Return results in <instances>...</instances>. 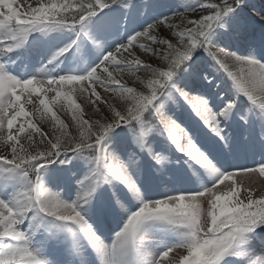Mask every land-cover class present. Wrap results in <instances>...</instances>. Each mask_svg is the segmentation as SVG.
I'll return each mask as SVG.
<instances>
[{"label":"rangeland","instance_id":"obj_1","mask_svg":"<svg viewBox=\"0 0 264 264\" xmlns=\"http://www.w3.org/2000/svg\"><path fill=\"white\" fill-rule=\"evenodd\" d=\"M27 1L35 13L30 15L23 10L7 14L3 10L0 31L4 36L11 32L28 34L31 43L22 54L27 58H39L42 67L53 71V76L45 84L47 87H37L44 102L36 106L37 114L14 121L9 130L0 132L5 137L16 129L12 138L0 143V184L8 190L10 198L6 204L0 202V210H4L0 215V264H28L25 258L36 246L42 251L49 245L62 249L68 236L65 219L60 218V214L65 205L71 204L70 196L78 198L82 206L94 208L97 203L108 200V195H120L112 175L120 173L129 180L124 185L131 186L132 179L138 181L143 171L150 174L154 167L158 173L176 169L181 173V168L192 167L185 157L191 154L190 147L196 137L208 139L215 149L224 145L230 134H226L225 126L219 127L220 120L211 118V111L206 113L210 117L208 120H200L199 133H189L179 123L180 132L174 134L172 143L168 146L161 142L167 130L160 127L166 120L161 113L166 107L180 109L177 102V93L181 91L179 81L192 71L195 79L206 85L214 97L220 95L222 83L212 76L221 77V82L228 85L233 95V100L228 95L218 97L224 104L221 112L227 123L239 122L238 111H245L254 117L248 124L256 128V136L262 135L264 82L258 83L251 77L259 71L247 69L246 63L227 64L219 54L227 51V46L218 44L217 39L223 38L230 43V38L235 37V48L239 51L247 48L245 56L249 61L262 64L264 0H90L89 4L83 0ZM95 9L98 10L93 11ZM68 16L73 18L71 22L62 21ZM117 19V23L122 19L127 20L124 24L130 22L119 29L122 33L117 37L121 39L118 43L121 48L109 56L108 52L102 55L104 47L116 39L110 36L117 28L112 33L106 27ZM240 29L249 37L237 34L236 30ZM40 33L50 34L49 47L44 54L37 55L34 51L38 49L31 45L36 43L34 38ZM239 39L246 43L242 45ZM198 62L200 66H194ZM9 67L11 72L6 76L0 68V99L13 91L18 78L16 73L29 79L26 67L14 61H9ZM140 67L155 71L144 75ZM124 86L133 91V108L128 110L142 109L139 114L131 119H127L130 114L119 117L118 123L105 133V140L97 144L80 146L71 152L57 151L58 161L43 160L54 149L36 133L41 131V123L48 117L47 122L52 126L62 122L61 116L71 118L69 93H76L74 102L79 104L74 107L91 119L100 112L99 108L117 101L120 98L118 88ZM243 95L257 101L258 106L252 107ZM182 134H187V141ZM31 138L34 139L30 141ZM148 141L151 142L146 145ZM21 142L27 148L23 149ZM158 143L164 145L159 149ZM167 146L169 154L163 156L162 151ZM157 149L161 152H156ZM142 150L148 157L141 154ZM259 165L264 169V161ZM256 177L253 185L264 186V176L257 174ZM188 195L187 190L178 189L174 196L176 204L182 199L189 200ZM199 196L196 203L168 209L147 210L142 203L132 206L134 210L127 222L132 247L138 250L142 244L137 241L148 239L147 233L151 232L180 240L181 248L186 249L182 259L173 260L172 264H220L226 259L233 264L256 263L257 256L247 262L232 252L243 243L242 239L257 234L243 231L264 226V222L256 223L264 220V192L247 197L231 193L229 197L211 201ZM0 199L3 200L1 196ZM148 202L154 201H144ZM25 233L32 234L36 241L27 243ZM161 237L148 242L150 256H154V250L163 244ZM128 247L123 239H113L111 250L103 243V251H107L108 256L124 258V264H138ZM171 250L174 256L180 252L176 247ZM188 258L190 263H185ZM144 264L152 263L148 260Z\"/></svg>","mask_w":264,"mask_h":264},{"label":"bare ground","instance_id":"obj_2","mask_svg":"<svg viewBox=\"0 0 264 264\" xmlns=\"http://www.w3.org/2000/svg\"><path fill=\"white\" fill-rule=\"evenodd\" d=\"M26 1L23 2L22 0H0V14L3 12V10H5L7 14L19 13L23 10L28 12L30 15L34 14L35 10L32 8L31 4ZM247 6L249 7L250 5L248 4ZM253 17H256L255 14H253ZM13 25L17 27L18 24ZM243 27H245V25ZM236 32L237 34L244 36V38L249 37V35H247L241 29L236 30ZM11 33L12 34L10 35L4 36L0 31L1 72L4 73V76L9 74L11 72L9 61H14L16 64H18V66L26 67L30 74L28 75L29 79H26L25 77L21 76L22 74L19 75L16 73V76L18 78L15 81L13 91L11 93H7V97H5V99H0V132L3 129L9 130L8 128L14 121L23 118H30L31 115L37 114L35 113L36 106L39 104V102L44 103L40 97V92L37 87H47L45 84L47 82H50L53 76V71H46L42 67L39 58H27L22 54V52H24V50L27 49L29 47L28 45L31 43V39H29L28 34H21L18 32ZM120 40V37H116V39H114L110 44H107L102 51V55H106L108 52L107 56H109L114 51L121 48V46L118 45V43L121 42ZM217 42L220 45L227 46V51L222 50L219 52L221 58L224 59L227 64L246 63L247 69L254 68L255 70L259 71L258 74H251L252 79L258 83L264 82V62H262V64L251 63L249 61V57L245 56V53L247 54V48H244L240 51L235 48V37L230 38V43L232 45L228 42V40L225 41L223 38H218ZM239 42L242 45L244 44L243 39H239ZM32 45L34 44L32 43ZM45 49L46 48H42L37 55L44 54ZM238 53L240 54V56L236 57ZM199 64V62L195 63L194 66H200ZM192 74L193 71L186 75L185 78H183L181 81H179L181 83V91L177 93V102L180 106V109L175 107H166V111H163L161 113L162 116H166V120L163 122V126L160 125V127L167 128V130L164 131V136L161 138V142L168 146L172 143V141L175 139L174 134H178L180 132L178 131V129L180 128L178 126L179 123L182 126L186 127L189 133L192 131H198V127L192 126L188 120L183 122V119L192 116L197 120H208L210 117H207L206 113L209 111H211V118L220 120L219 127L224 128L225 126L226 134L229 131L232 132L233 137H237L239 139L244 137L245 132H240L237 124H234L233 122H230L228 124L226 121V117L221 112L224 104H222L220 100L218 101V97L228 95V98L233 100V95L231 93V90H229L228 85L225 82H221V77L213 74L212 77L215 78L218 82L222 83L220 95L214 97V95L209 90H207L206 85H203L201 82L197 81L195 79V76H193ZM31 76L33 77V80H30ZM15 132L16 129L12 130L10 134L5 137L1 136L0 134V143H2L4 139L5 141H7L12 138ZM167 133H170V136H167ZM186 136L187 134H182L184 141H187ZM150 142L151 141H148L146 145H148ZM164 144L158 143L157 146L161 147ZM192 152L193 155L199 160V166H204L206 171L211 172V175L207 181H199V183L197 184H184L181 186H177L176 188L169 187L155 192L154 194H145L140 199V201H136L133 206H138L142 203L145 204V208L147 210H151L154 208L168 209L177 207L178 205L182 206L188 205L189 203H196L199 201V195H203L201 197L206 201H211L215 198L218 199V197L221 198L222 196L229 197L231 193L234 195H238V197L239 194L247 197L252 196L255 193L264 192V186L257 187L252 183L253 180L256 181L257 174L264 176V169L259 165L264 161L263 159L232 164L224 168L218 167L216 171H211L212 165L216 163L213 156H204L202 151L196 149H192ZM185 160L192 165L193 170L197 168V166L193 165V161L189 155H186ZM178 189L187 190L189 192V200L182 199L178 201L179 204H176L174 196L178 192ZM131 193H133L132 190ZM0 196L3 198V200L0 199V202L5 204L9 202L10 198L8 190L1 184ZM181 197L183 196L181 195ZM147 199H153L154 202L144 203V201H146ZM70 200L71 204H67L62 208L60 218H64L65 222L72 227V231L77 238H83L86 240V244L81 247L82 249L86 247H92L95 251H97L98 254H100L103 250V243L104 245H106L107 250H111V242L113 239H123L124 243L129 246L128 252H132V258H134V248L131 245V239L128 238V235L131 233V231L127 228L128 216H124L119 213L115 214L119 222L110 233H107L105 232V230L96 229L93 226L94 223L92 221V216H94L93 213H95V210H90L82 206L79 203L78 198L70 196ZM114 209H116V207H114ZM3 211L4 210H0V215L3 214ZM26 232L28 231L26 230ZM25 234L28 235L26 239L27 243L36 241V238L34 239L32 234ZM137 243L142 244L138 249V252L140 253L138 264H144V262L148 260H150L152 264H172L173 260H181L183 254L187 252L186 249H184L183 247L181 248L180 240L177 241L172 238L163 240V242H161L163 244H160L154 250V256H149L147 254L146 247L148 244V240L137 241ZM69 247L71 249L72 247H74L72 242H69ZM174 247H176L177 249L180 248V252H178L175 256L171 254V249ZM243 249L246 250V247H244ZM188 253L193 252L188 251ZM244 254L245 253L243 252L236 256L242 257ZM25 259L28 264H53L49 263V261L47 260V255L39 246H36L35 249L32 250ZM185 263H190V258H188Z\"/></svg>","mask_w":264,"mask_h":264},{"label":"trees","instance_id":"obj_3","mask_svg":"<svg viewBox=\"0 0 264 264\" xmlns=\"http://www.w3.org/2000/svg\"><path fill=\"white\" fill-rule=\"evenodd\" d=\"M83 1L89 4L90 0ZM94 6L92 5V7ZM79 17H77L75 21H77ZM72 19L73 18L68 16L64 20L71 21ZM158 68L161 69L160 66H158ZM139 70L144 75L148 72L155 71L149 67H140ZM118 89L120 90V94L118 95L120 98L114 103H111L113 105L108 104L106 107L99 108L100 112H98L97 116L94 118L90 117L91 119H87L85 112L81 113V109L74 107L75 105L79 104L74 102V98L77 96L76 93H69L68 95L72 97L71 99H68L71 101L72 105L70 108L72 115L71 118L67 119L66 116H61L60 120L62 122L57 126H52L47 122L49 118L48 117L46 121L44 120L43 123H41V131L36 133V136L41 141L46 143L49 148L54 149L50 150L51 152L47 153L43 160H49L47 162H52L53 160L57 159V151L60 150L72 151L80 146L97 144L101 140H105V133L111 126H114L118 123L119 117H127L130 114L127 119H131L135 115L139 114L142 109H132L131 111L128 110L133 108L131 107L133 102V91L126 86L120 87ZM68 95L67 97H69ZM57 111H59L58 108ZM84 120H87L88 122ZM32 139L34 138H31L30 141ZM21 144L23 145V149L27 148L25 143L21 142ZM39 149H41V147H39ZM34 177L35 176H33V179Z\"/></svg>","mask_w":264,"mask_h":264}]
</instances>
